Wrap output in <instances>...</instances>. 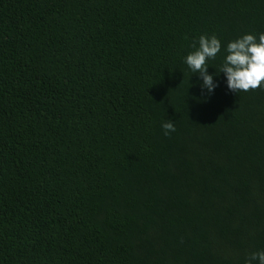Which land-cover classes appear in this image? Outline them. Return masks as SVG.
Listing matches in <instances>:
<instances>
[{
	"label": "trees",
	"instance_id": "trees-1",
	"mask_svg": "<svg viewBox=\"0 0 264 264\" xmlns=\"http://www.w3.org/2000/svg\"><path fill=\"white\" fill-rule=\"evenodd\" d=\"M213 34L209 73L264 34V0H0V264L264 250V88L192 87Z\"/></svg>",
	"mask_w": 264,
	"mask_h": 264
},
{
	"label": "clouds",
	"instance_id": "clouds-1",
	"mask_svg": "<svg viewBox=\"0 0 264 264\" xmlns=\"http://www.w3.org/2000/svg\"><path fill=\"white\" fill-rule=\"evenodd\" d=\"M193 51L184 57V64L197 80L192 87L198 88L206 99L217 87L218 77L223 74V83L230 92L264 88V34H243L224 46L223 60L219 70L209 73L207 61L221 52V42L213 35H200L192 44ZM163 134L175 131L173 122L162 123ZM245 264H264V250L250 253Z\"/></svg>",
	"mask_w": 264,
	"mask_h": 264
}]
</instances>
